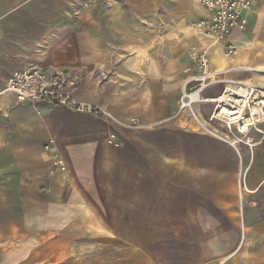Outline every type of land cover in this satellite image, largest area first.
Instances as JSON below:
<instances>
[{
	"label": "crops",
	"instance_id": "0c3cea01",
	"mask_svg": "<svg viewBox=\"0 0 264 264\" xmlns=\"http://www.w3.org/2000/svg\"><path fill=\"white\" fill-rule=\"evenodd\" d=\"M209 16L201 0H0V264H264V133L249 150L209 102L178 112L193 47L264 86V0L217 44L192 28ZM28 67L77 74L74 99L102 112L17 104L6 80Z\"/></svg>",
	"mask_w": 264,
	"mask_h": 264
},
{
	"label": "built area",
	"instance_id": "2783aa9c",
	"mask_svg": "<svg viewBox=\"0 0 264 264\" xmlns=\"http://www.w3.org/2000/svg\"><path fill=\"white\" fill-rule=\"evenodd\" d=\"M201 5L210 13L206 19L192 24L196 34L212 44L226 40L233 30H243L242 13L249 9L251 0H201ZM237 50L232 45L224 47V56L231 58ZM190 65L188 78L178 99L179 114H188L197 104L209 102L213 109L209 119L221 124L233 137L234 143H242L253 149V140L245 137L250 130L264 133V86L235 80H224L230 70H214L208 56V49L189 50ZM80 78L72 71L53 68L28 67L10 74L5 90L11 93L17 104L64 106L82 113H101L102 110L76 101L73 92ZM225 86L220 95L212 99L204 97L206 90L219 85ZM230 114H234L230 116ZM132 128L140 127L136 119L129 120ZM261 127V129H260ZM240 137H237V136ZM108 144L119 146L118 138L110 133ZM53 167L64 170V164L54 156Z\"/></svg>",
	"mask_w": 264,
	"mask_h": 264
},
{
	"label": "rangeland",
	"instance_id": "374dc122",
	"mask_svg": "<svg viewBox=\"0 0 264 264\" xmlns=\"http://www.w3.org/2000/svg\"><path fill=\"white\" fill-rule=\"evenodd\" d=\"M221 92H222V90L219 92V94L218 95H220L221 94ZM211 93V92H210ZM218 93V92H217ZM217 95V96H218ZM206 107H209L208 109H207V111H212V109H213V105H207ZM237 136V135H236ZM237 137H240V136H237ZM240 145H242V143H240ZM245 146V145H244Z\"/></svg>",
	"mask_w": 264,
	"mask_h": 264
},
{
	"label": "bare ground",
	"instance_id": "6f19581e",
	"mask_svg": "<svg viewBox=\"0 0 264 264\" xmlns=\"http://www.w3.org/2000/svg\"><path fill=\"white\" fill-rule=\"evenodd\" d=\"M234 114H230V116H233Z\"/></svg>",
	"mask_w": 264,
	"mask_h": 264
}]
</instances>
